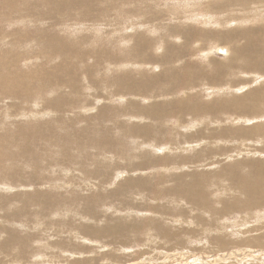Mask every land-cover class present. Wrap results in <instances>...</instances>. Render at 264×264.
<instances>
[{
  "label": "rangeland",
  "instance_id": "374dc122",
  "mask_svg": "<svg viewBox=\"0 0 264 264\" xmlns=\"http://www.w3.org/2000/svg\"><path fill=\"white\" fill-rule=\"evenodd\" d=\"M0 264H264V0H0Z\"/></svg>",
  "mask_w": 264,
  "mask_h": 264
},
{
  "label": "bare ground",
  "instance_id": "6f19581e",
  "mask_svg": "<svg viewBox=\"0 0 264 264\" xmlns=\"http://www.w3.org/2000/svg\"><path fill=\"white\" fill-rule=\"evenodd\" d=\"M66 13H67V12H65L64 14H66ZM49 19H50V18H49ZM211 20H212V19H211ZM77 24H78V23H77ZM56 40H57V39H56ZM139 41H140V40H139ZM67 46H68V42H67ZM68 49H69V48H68ZM219 49H220L222 52L224 51L225 53H227V50H226V49H225V50H224L223 48H219ZM65 51H66V50H65ZM87 51H88V50H87ZM62 52H63V51H62ZM62 52H61V53H62ZM89 52H90V51H89ZM65 53H66V52H65ZM68 53H69V52H68ZM82 54H83V53H82ZM87 55H88V53H87ZM68 56H69V55H68ZM59 57H60V56H59ZM65 57H66V56H65ZM77 57H78V56H77ZM61 58H62V57H61ZM255 97H256V96H255ZM250 98H251V97H250ZM248 99H249V97H248ZM251 99L254 100L253 97H252ZM251 99H250V100H251ZM250 100H249V101H250ZM249 101H247V102L250 103ZM254 101H255V100H254ZM254 101H253V102H254ZM253 102H252V103H253ZM252 103H251V105H252ZM254 103H256V102H254ZM243 105H244V104H243ZM245 106H246V104H245ZM247 106H248V105H247ZM213 107H214V106H213ZM250 108H252V107H250ZM156 109H157V108H156ZM161 113H162V112H161ZM257 130H258V128H252V129H251V132H255V131H257ZM261 188H262V187H261ZM114 228H115V227H114ZM112 230H113V229H112ZM167 242H168V241H167Z\"/></svg>",
  "mask_w": 264,
  "mask_h": 264
}]
</instances>
